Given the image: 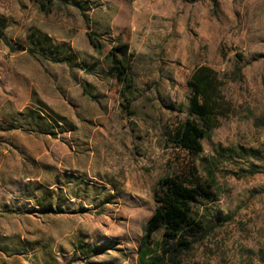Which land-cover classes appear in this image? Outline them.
<instances>
[{"label":"rangeland","instance_id":"obj_1","mask_svg":"<svg viewBox=\"0 0 264 264\" xmlns=\"http://www.w3.org/2000/svg\"><path fill=\"white\" fill-rule=\"evenodd\" d=\"M0 19V264H143L155 187L192 164L213 197L184 264H264V0H0ZM201 66L231 109L194 157L171 133Z\"/></svg>","mask_w":264,"mask_h":264},{"label":"trees","instance_id":"obj_2","mask_svg":"<svg viewBox=\"0 0 264 264\" xmlns=\"http://www.w3.org/2000/svg\"><path fill=\"white\" fill-rule=\"evenodd\" d=\"M6 26V21L0 19V38ZM89 37L95 43V37L92 34ZM121 50L123 47L116 49ZM122 53L121 59L113 53L120 83L128 80L130 70L126 51ZM189 86L192 88L189 117L171 133V141L174 147L197 157L204 152L203 140L221 125L231 102L225 93L224 78L208 66L194 71ZM211 188L194 164L185 173L170 175L158 182L154 190L156 209L145 227L144 240L149 243L157 233L162 235L157 248L150 250L149 247L141 257L143 264H184V255L201 239L199 236L205 229L194 207L200 199H212Z\"/></svg>","mask_w":264,"mask_h":264}]
</instances>
